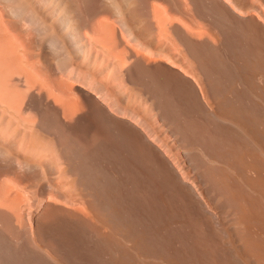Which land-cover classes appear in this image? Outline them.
<instances>
[{
    "label": "bare ground",
    "instance_id": "obj_1",
    "mask_svg": "<svg viewBox=\"0 0 264 264\" xmlns=\"http://www.w3.org/2000/svg\"><path fill=\"white\" fill-rule=\"evenodd\" d=\"M0 264H264V0H0Z\"/></svg>",
    "mask_w": 264,
    "mask_h": 264
}]
</instances>
